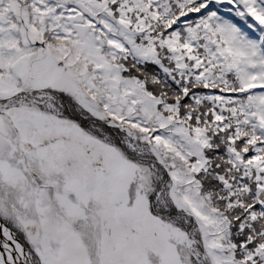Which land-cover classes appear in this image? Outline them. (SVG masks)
Segmentation results:
<instances>
[{
    "label": "snow or ice",
    "instance_id": "obj_1",
    "mask_svg": "<svg viewBox=\"0 0 264 264\" xmlns=\"http://www.w3.org/2000/svg\"><path fill=\"white\" fill-rule=\"evenodd\" d=\"M0 264H264V0H0Z\"/></svg>",
    "mask_w": 264,
    "mask_h": 264
}]
</instances>
